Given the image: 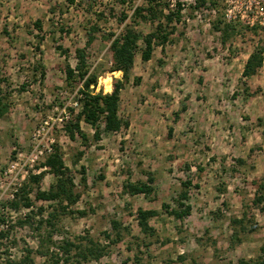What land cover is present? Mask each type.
I'll return each mask as SVG.
<instances>
[{
  "label": "rangeland",
  "instance_id": "obj_1",
  "mask_svg": "<svg viewBox=\"0 0 264 264\" xmlns=\"http://www.w3.org/2000/svg\"><path fill=\"white\" fill-rule=\"evenodd\" d=\"M79 1L66 9L65 0H0V72L9 79L10 86L3 83L2 88L10 90L11 103L0 119V210L7 224L0 223V229L13 226L2 239V250L19 258L26 247L35 251L40 234L48 231V226L36 229L37 221L48 216V202L35 203V210L43 206L46 211L32 225L20 224L32 208L2 209V203L15 197L30 174L46 170L41 164L58 141L82 192L72 208L87 214L63 216L54 240L90 237L107 244L103 232L110 230L113 219L130 230L102 258L81 264H137L136 254L142 264H238L239 258H256L264 246V212L250 206L253 182L264 180V64L247 84L242 74L249 55L264 46V25L251 26L239 17L228 22L227 0L199 9L190 7L196 0H181L184 19L175 41L157 47L149 61L138 53L121 91L119 115L129 126L84 147L62 131L64 118L70 116L68 106L80 108L77 89L73 93L67 88L64 68L67 63L75 66V49L86 46L94 12L113 1ZM89 5L92 11H87ZM218 18L237 24L239 31L227 43L213 27ZM37 20L42 29L36 27ZM101 27L106 33L122 29L114 18ZM138 28L148 32L151 25ZM102 32L96 33L88 58L99 75L96 91L110 92L122 72L111 71L112 54ZM82 127L92 140L94 129L86 123ZM80 150L84 154L74 165L72 158ZM145 171L155 173L153 194L125 193L127 181L147 179ZM82 177L86 186L80 183ZM184 180L192 182V212L177 220L162 205H174ZM54 181L47 172L41 188ZM29 196L34 199L35 190ZM139 208L158 211L150 221L155 236L144 237L136 216ZM244 211L252 212L257 228L232 248L230 220ZM33 258L36 264L46 262L35 253Z\"/></svg>",
  "mask_w": 264,
  "mask_h": 264
},
{
  "label": "trees",
  "instance_id": "obj_2",
  "mask_svg": "<svg viewBox=\"0 0 264 264\" xmlns=\"http://www.w3.org/2000/svg\"><path fill=\"white\" fill-rule=\"evenodd\" d=\"M78 0H65L63 4L66 9L77 3ZM112 5L94 12L95 20L90 21L88 28V41L85 47L75 49V66L67 63L64 68L66 76L67 88L74 93L77 89L76 103L80 108L68 106L70 116L64 118L62 131L72 140H80L84 147L90 146L92 143L100 141L104 133L117 132L123 127L129 126V121L123 119L119 115V107L121 101V91L130 81L132 68L138 53L143 61L152 59L154 51L157 47H165L166 44L174 42L173 37L178 30V25L183 22L184 2L181 0H143L137 3L136 0H112ZM208 2L212 7L218 5L217 0H196L195 4H191L193 9H199L207 6ZM79 5H83V0L79 1ZM90 6V5H89ZM58 7H61L58 5ZM64 7L61 8L63 14ZM119 7L120 10H117ZM129 7V11L125 8ZM56 7L52 8V12L56 11ZM87 11H92L91 6ZM109 18H114L118 25L122 27L120 32L110 31L102 32L101 22H108ZM142 23L150 24L151 29L144 32L139 29ZM37 28L42 29L40 20L35 22ZM213 27L221 33L223 43L237 33L238 27L236 23H228L224 19L218 18L213 22ZM62 29V28H61ZM102 32V39L109 42V48L112 54L111 71L122 72V78L116 79L113 90L104 92L96 91L99 83V75L97 68H93L89 62L88 48L96 39V33ZM43 41V36H37ZM39 47V46H37ZM62 53V46H59ZM264 64V46H257L249 55L243 70L244 82L247 84L248 79L258 73V70ZM38 66L41 68L42 64ZM9 79L0 72V119L4 118L10 111L11 103L9 100L10 90L2 88V84L10 86ZM139 81L136 78V82ZM247 90V86H246ZM248 92V91H247ZM251 95V94H247ZM89 124L93 129V139L91 140L87 132L83 130L82 124ZM84 154L83 150L78 152L72 163L77 165L80 156ZM241 162V160L238 159ZM41 167H47L46 170L38 174H30L27 183L22 185L15 193V197L2 203V209L20 210L23 207L31 209V215L26 216L25 220H21L22 225H32L35 217L43 215L46 211L43 206L36 207L37 201L48 202L50 210L48 216L42 217L37 221L36 229L43 230L48 226L46 234H40L39 247L34 251L31 248H25L24 254L16 258L3 251L2 239L7 238L11 233L13 226H4L0 229V264H36L33 255L45 257V264H81L91 260H99L109 250L110 246L119 243L125 235V231H130L128 227H124L122 222L116 219L111 220L110 230L103 232V236L107 244H103L99 239L90 237L62 238L59 242L54 240V235L58 231L61 218L69 213H78L86 215V210H73L81 198L82 192L78 189V184L71 167L67 165L65 151L63 146L57 141L52 144L50 153L46 156ZM81 173H85V167L82 166ZM47 172L54 175L55 181L48 189L41 188V181ZM147 179L137 181H127L124 184L125 193L130 195L143 194L149 197L154 192L153 184L156 180L155 173L152 171L144 172ZM80 183L86 186L87 179L82 177ZM256 192L251 201L250 208H257L264 212V180H255ZM36 185L33 187L32 185ZM191 180L181 182V188L177 196L174 198V205L163 203L162 207L165 212L177 220H183L191 215L192 205L190 204ZM35 190V198L29 195ZM221 190V189H220ZM4 211V210H3ZM251 211H244L242 216H234L231 218L232 235L230 247L240 245L245 240V235L251 233L257 228L255 216H251ZM252 213V212H251ZM158 215V211L154 209L139 208L137 211V221L144 237L149 238L155 236L156 230L150 221ZM252 217V219L250 218ZM5 215L0 210V223L5 225ZM7 225V224H6ZM4 229V230H3ZM137 264H142L138 260V254L135 256ZM183 259V257H181ZM231 264V263H229ZM238 264H264V246L261 247L260 254L256 258H239Z\"/></svg>",
  "mask_w": 264,
  "mask_h": 264
},
{
  "label": "built area",
  "instance_id": "obj_3",
  "mask_svg": "<svg viewBox=\"0 0 264 264\" xmlns=\"http://www.w3.org/2000/svg\"><path fill=\"white\" fill-rule=\"evenodd\" d=\"M225 15L228 22L239 17L251 26L256 23L264 25V0H227ZM48 151H51V148H48ZM39 152L42 153V150Z\"/></svg>",
  "mask_w": 264,
  "mask_h": 264
}]
</instances>
